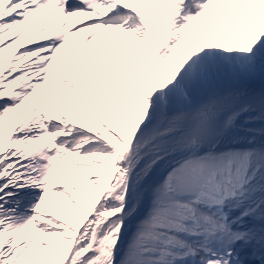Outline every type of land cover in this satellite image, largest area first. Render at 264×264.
Returning <instances> with one entry per match:
<instances>
[{"label":"snow or ice","instance_id":"1","mask_svg":"<svg viewBox=\"0 0 264 264\" xmlns=\"http://www.w3.org/2000/svg\"><path fill=\"white\" fill-rule=\"evenodd\" d=\"M0 264H264V0H0Z\"/></svg>","mask_w":264,"mask_h":264},{"label":"bare ground","instance_id":"2","mask_svg":"<svg viewBox=\"0 0 264 264\" xmlns=\"http://www.w3.org/2000/svg\"><path fill=\"white\" fill-rule=\"evenodd\" d=\"M112 40H114V41H116V42H119V43H122V44H125V45H131V43H132L131 39H130L129 37H126V36H116V38H114V39H112ZM82 46H84L85 48H84V49H82L81 47H79V48L82 49L83 52H88V51H90V50L93 48L92 45H82ZM97 46H98V47H97ZM94 47H95L96 49H99V50H101V51L103 52V50H104L105 48H107L108 45H105V44H102V43H100V42H97L96 45H95ZM112 51H113V52H117V50L114 49V48L112 49ZM9 54H10V52H9V53H5V57L9 56ZM117 55H119L118 52H117ZM96 57H97L98 64L101 65V70H102L101 75H102V77H103L105 80H110L111 78L108 77L106 73H104V71H103V66H102L101 61L99 60L98 56H96ZM70 59H71V58H70ZM110 63H111V62H110ZM86 65H87V64H86ZM86 65H85V66H80V67L78 66L77 71L79 72L80 75L85 76V78L87 79L88 76L90 75V71H89V72H86V71H85V67H86ZM112 66H113V69L115 70V69H116V66H115V65H112ZM127 71L130 72V69H127ZM68 78H69V79H72L71 77H68ZM73 83H75L74 80H73ZM77 83H78L77 87H82V86L79 84L78 81H77ZM55 86H57L58 88H57V87H53L54 92H55L56 90H59V86H58V85H55ZM89 118H92V117H89ZM92 119H94V118H92ZM73 122L75 123L76 121H73ZM8 131H9V130H8ZM75 175H80V174H79V173H75Z\"/></svg>","mask_w":264,"mask_h":264},{"label":"rangeland","instance_id":"3","mask_svg":"<svg viewBox=\"0 0 264 264\" xmlns=\"http://www.w3.org/2000/svg\"><path fill=\"white\" fill-rule=\"evenodd\" d=\"M218 25H216V26H214V27H217ZM116 38V37H115ZM98 47V46H97ZM85 47L83 46V49H84ZM81 51H82V49H81ZM102 52V51H101ZM178 52H179V50H178ZM70 59V58H69ZM92 62L97 66V68L99 69V71H100V73L102 72V70H101V65H99L98 64V61H97V57H93L92 58ZM88 63V59H85L84 61H82V62H80L79 63V67L80 66H85L86 64ZM72 78V77H71ZM74 82L78 85V83H77V81H75L74 80ZM53 87H57V86H53ZM58 88V87H57ZM16 117L14 116L13 117V119H15ZM8 130H9V128L7 127V122H6V127H5V132L7 133L8 132Z\"/></svg>","mask_w":264,"mask_h":264}]
</instances>
